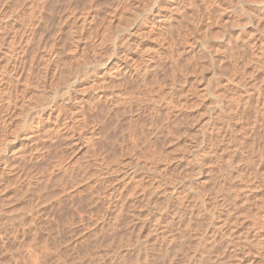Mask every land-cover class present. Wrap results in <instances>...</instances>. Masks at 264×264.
I'll list each match as a JSON object with an SVG mask.
<instances>
[{
    "label": "rangeland",
    "instance_id": "1",
    "mask_svg": "<svg viewBox=\"0 0 264 264\" xmlns=\"http://www.w3.org/2000/svg\"><path fill=\"white\" fill-rule=\"evenodd\" d=\"M0 264H264V0H0Z\"/></svg>",
    "mask_w": 264,
    "mask_h": 264
},
{
    "label": "bare ground",
    "instance_id": "2",
    "mask_svg": "<svg viewBox=\"0 0 264 264\" xmlns=\"http://www.w3.org/2000/svg\"><path fill=\"white\" fill-rule=\"evenodd\" d=\"M96 1V0H95ZM91 9V8H90ZM157 15V14H156ZM165 18V17H164ZM163 18V19H164ZM155 19V18H154ZM158 21H161V20H158ZM152 23V22H151ZM152 24H154V22L152 23ZM151 24V25H152ZM3 25V24H2ZM158 27V26H157ZM127 32H129V31H127ZM132 34H133V32H131ZM131 33H128V35L126 36V39H124V40H126V42L125 43H128V45L127 46H129V43H133L134 42V40L132 41V34ZM29 39H27V41H28ZM105 40V39H104ZM101 42L103 43V41L101 40ZM105 42V41H104ZM25 43V42H24ZM101 43V44H102ZM100 44V45H101ZM105 44V43H104ZM103 44V45H104ZM118 44V43H117ZM125 46V45H124ZM126 46V49L125 50H122V51H116V50H114V51H116L115 52V54L114 53H112V54H114V56H117L115 59L116 60H114V59H112L114 56L112 55V58L110 57V55H109V57L107 56L105 59L102 57V60L101 61H97L96 59H94V57H93V60H94V65H93V63H92V66H89L88 68H89V72L90 73H92L91 75H92V79H91V81H89V82H91V84L90 85H93V86H95V87H93V86H90L89 84H85V85H83V86H85L86 88H84L83 87V89H86L87 90V88H88V85L91 87V89L92 88H95V90H97V93H95L94 92V95H93V98L95 97V98H98V100H99V98H103V99H106V100H109V101H111L110 99H114V97L116 96V93L114 92V91H110L109 93H106V91L105 90H107V88H105V84H106V79H107V77H108V79H109V77H110V79L111 78H116V76H118V75H122L123 76V74H127V75H130V76H132V75H134V74H136V69H135V67L133 68V67H131L130 66V63L132 62H130L129 60H135V59H133V57L132 56H130L129 57V54H128V50H129V47H127ZM26 47V46H25ZM97 48H99V47H97ZM111 48V47H110ZM54 49V48H53ZM100 49V48H99ZM124 49V48H123ZM17 50V49H16ZM131 50V49H130ZM141 50V49H140ZM48 52V51H47ZM96 52V51H95ZM97 52H99V51H97ZM120 52H121V54H120ZM100 53V52H99ZM111 53V52H110ZM130 53V52H129ZM141 53V52H140ZM48 54L49 53H47V56H48ZM95 55H97L96 53H94ZM142 54V53H141ZM46 55V54H45ZM101 55V54H100ZM103 55V54H102ZM50 56H52L51 54H50ZM99 56V55H98ZM138 57H139V54H138ZM152 57V56H151ZM150 57V58H151ZM48 59H49V57H47ZM46 58V59H47ZM53 58V57H52ZM96 58H97V56H96ZM145 58H147L148 59V57H145ZM149 58V59H150ZM16 59V58H15ZM42 59H43V57H42ZM50 59H51V57H50ZM17 61H18V59H16ZM45 60V59H44ZM52 60V59H51ZM98 60H99V58H98ZM137 60V59H136ZM140 60V59H139ZM46 62H47V60H45ZM149 61V60H148ZM151 61V60H150ZM149 61V62H150ZM15 62V61H14ZM14 62H13V64H14ZM29 62V61H28ZM130 62V63H129ZM17 63V62H16ZM53 63V62H52ZM148 63V62H147ZM13 64H12V66H13ZM48 64V63H47ZM132 64H134V63H132ZM135 65V64H134ZM15 66H16V64H15ZM18 66V65H17ZM87 66V65H86ZM136 66V65H135ZM90 67H91V69H90ZM148 67V66H147ZM46 68V67H45ZM87 68V69H88ZM16 69V68H15ZM29 69V68H28ZM84 69V68H83ZM86 69V71L87 72H85V74H84V77L86 76V74L87 73H89L88 72V70ZM26 70V69H25ZM138 70V69H137ZM13 71V70H12ZM22 71V70H21ZM20 71V72H21ZM29 71V70H28ZM84 71H85V69H84ZM84 71H82V72H84ZM11 72V71H10ZM26 72V71H25ZM81 72V71H80ZM79 71H78V73H80ZM140 72V71H139ZM11 73H13V72H11ZM19 72H15L14 71V73L13 74H15V77H17V76H19V74H18ZM89 73V74H90ZM18 74V75H17ZM30 74V73H29ZM81 74H83V73H81ZM88 74V75H89ZM139 74V73H138ZM142 74V73H141ZM28 75V74H27ZM87 75V76H88ZM126 75V76H127ZM80 76V75H79ZM83 76V75H82ZM81 76V77H82ZM134 76H136V75H134ZM138 76V75H137ZM146 76V75H145ZM14 77V78H15ZM78 77V76H77ZM80 77V78H81ZM89 77V76H88ZM87 77V78H88ZM13 78V77H12ZM13 78V79H14ZM43 78V77H42ZM83 78V77H82ZM82 78L79 80V81H81L82 80ZM87 78H86V80H87ZM118 78V77H117ZM131 78V77H130ZM135 78V77H134ZM15 79H17V78H15ZM84 79V78H83ZM44 80V79H43ZM85 80V81H86ZM131 80V79H130ZM75 81H77L76 79L74 80V82ZM78 81V82H79ZM83 81V80H82ZM109 81V80H108ZM17 82V81H16ZM74 82H72V84L74 83ZM87 82H88V80H87ZM26 83V82H25ZM83 83V82H82ZM108 83V82H107ZM113 83V82H112ZM12 84V83H11ZM78 84V83H77ZM79 85V84H78ZM109 85V84H108ZM71 86V85H70ZM75 86V85H74ZM80 86V85H79ZM82 86V85H81ZM106 86H107V84H106ZM66 87H68V86H66ZM71 87H73V86H71ZM90 87H89V90H90ZM109 87V86H108ZM39 88V87H38ZM48 88V87H47ZM78 88V87H77ZM76 87L75 88H73V89H77ZM80 88V87H79ZM43 89H44V91L45 90H47V89H45L44 87H43ZM53 90H54V88H53ZM69 90V89H68ZM80 90V89H79ZM28 91V90H27ZM44 91H43V93L42 94H44ZM64 91V90H63ZM77 91V90H76ZM76 91H74V92H76ZM83 91V90H82ZM91 91V90H90ZM57 92H58V90H57ZM57 92H55V90H54V92H52L51 94H50V92H47L46 93V97H48L47 96V94L49 93V95L51 96L50 97V100H49V102H47V104H45L44 105V103L42 104L43 106H45L44 108L46 109V108H49L52 104H53V101L55 100V98L57 97ZM67 92V91H66ZM60 93V92H59ZM88 93H90V92H88ZM41 94V95H42ZM70 93H68V95H69ZM73 94V93H72ZM123 94V93H122ZM62 95H63V92H62ZM65 95V94H64ZM89 95V94H88ZM117 95H119V93L117 94ZM8 96V95H7ZM45 96V95H44ZM44 96H43V98H44ZM69 96H71V95H69ZM45 97V98H46ZM59 97V96H58ZM57 97V98H58ZM63 97V96H62ZM67 98H68V96H66ZM73 97V96H72ZM71 97V98H72ZM42 98V97H41ZM44 98V99H45ZM60 98V97H59ZM116 98V97H115ZM117 98H118V96H117ZM61 99V98H60ZM46 100V99H45ZM81 100V99H80ZM8 101V100H7ZM48 101V100H47ZM70 101H71V99H70ZM73 101V100H72ZM115 101V100H114ZM85 102V101H84ZM88 102V101H87ZM113 102V101H112ZM89 103V102H88ZM96 103V102H95ZM41 104V103H40ZM48 104H50V106H47ZM55 104V103H54ZM57 104V103H56ZM55 104V105H56ZM119 104V103H118ZM36 105V104H35ZM54 105V106H55ZM103 105V104H102ZM27 106H29V105H27ZM62 106V105H61ZM112 106V105H111ZM117 106V105H116ZM53 107V106H52ZM29 108V107H28ZM28 108H27V110H28ZM69 108V107H68ZM89 108H90V106H89ZM26 109V108H25ZM42 109V108H41ZM51 109V108H50ZM94 109V108H93ZM111 109V108H110ZM91 110V109H90ZM96 111V110H95ZM25 112V111H24ZM29 112V111H28ZM27 113V112H26ZM77 113V112H76ZM22 114V113H21ZM28 115V114H27ZM60 115V114H59ZM32 116V115H31ZM83 116V115H82ZM97 116V115H96ZM113 116V115H112ZM34 117V116H33ZM98 117V116H97ZM31 118V117H30ZM52 118V117H51ZM24 119H25V116H24ZM28 119H29V117H28ZM27 120V119H26ZM31 120V119H30ZM155 120V119H154ZM22 121H23V123H24V120L22 119ZM22 121H21V123H22ZM35 122V121H34ZM56 122V121H55ZM20 123V124H21ZM32 124V123H31ZM57 124V123H56ZM60 124V123H59ZM21 126H23V125H21ZM21 126H20V128H21ZM26 126V125H25ZM24 126V127H25ZM76 129V128H75ZM24 130V129H23ZM78 132V131H77ZM35 134H33V136H34ZM31 136V135H30ZM197 147V146H196ZM202 149V148H201ZM200 150V149H199ZM193 151H195V149L193 150ZM201 151V150H200ZM203 152V151H202ZM195 155V154H194ZM196 158V157H195ZM107 171V170H106ZM176 187H174V189H173V191H175L176 189H175ZM180 190V189H179ZM172 192V191H171ZM177 192H179V191H177ZM170 197V196H169ZM171 198V197H170ZM179 216V215H178ZM188 220V219H187Z\"/></svg>",
    "mask_w": 264,
    "mask_h": 264
}]
</instances>
